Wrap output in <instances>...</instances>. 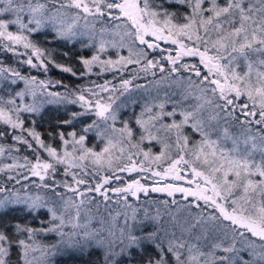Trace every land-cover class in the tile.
I'll return each mask as SVG.
<instances>
[{
	"label": "snow or ice",
	"instance_id": "snow-or-ice-1",
	"mask_svg": "<svg viewBox=\"0 0 264 264\" xmlns=\"http://www.w3.org/2000/svg\"><path fill=\"white\" fill-rule=\"evenodd\" d=\"M165 2L183 5L188 11H170ZM45 29H50L56 40L77 42L87 35L89 43L83 46L96 47L98 43L94 55L79 58L83 71L58 63L52 50L31 39L32 34ZM160 41L176 47L162 49ZM109 46L127 47L128 56L102 59ZM148 49L166 51L167 55L149 58ZM0 51L12 53L19 63L45 75L50 68L84 76L92 73L94 66L102 71H122L128 65H139L145 76H155L154 70L176 75L187 85L183 101H195L190 108L181 109L179 121L174 119L178 105L164 111L161 102L156 106L159 112L146 106L136 124L150 140L159 141L151 132L158 124L157 132L166 135V140L159 141L163 149L152 155L141 147L145 135L136 140L128 122L115 127L116 93L123 96L132 80L121 78L119 86L105 81L68 90L62 81L23 75L0 62V82L24 85L8 99L0 97V124L12 129L13 141L35 154L34 162L24 157L23 165L6 164L0 172L26 168L25 181L36 178L31 185L57 197L50 203L40 194L0 185V215L9 206L19 205L29 215L46 210L50 216L47 222L41 221L45 226L39 229L17 222L14 232L0 230V264H12L13 248L20 250L18 264H37L33 255L37 251L44 258L42 264H51L46 259L50 253L55 255L61 249L84 253L92 248L104 249V264H118V256H131L134 249L143 251L145 244L154 247L155 255H149L143 264H264V0H0ZM184 57H198L199 63H183ZM182 72L188 75L181 76ZM57 87L66 91L52 90ZM65 103L79 104L82 111L73 112L60 124L73 125L87 115L97 119L82 129L83 134L58 131L53 139L58 137L60 151L46 143L34 127H25L22 114ZM145 113L150 114L147 119L142 118ZM165 116L173 117L172 122L162 123ZM186 125L200 134V141L190 144L183 131ZM233 127H239V135L231 131ZM92 130L106 142L99 152L85 144ZM6 135V129L0 131V138ZM114 149L120 154L114 156ZM40 150L48 159H42ZM4 152L0 146V155ZM58 166H63L62 174L70 180L56 179ZM120 173H127L129 179ZM8 179L21 183L12 175ZM22 187L27 189L29 184ZM60 188L72 195L65 196ZM150 192L169 197L180 193L187 201L180 235L166 231L162 238L159 229L138 233L137 225L142 223L137 219L139 209L129 199L139 200L141 194ZM113 197L125 211L115 216L109 213L110 219L101 217L98 226H93L90 206L98 207L100 202L107 206ZM163 204L167 206L168 201ZM121 217L123 223L119 224ZM160 218L159 210L155 215L144 210V219L159 222ZM41 232L55 234L59 240L42 249L34 240ZM257 239L261 243L257 244Z\"/></svg>",
	"mask_w": 264,
	"mask_h": 264
},
{
	"label": "trees",
	"instance_id": "trees-1",
	"mask_svg": "<svg viewBox=\"0 0 264 264\" xmlns=\"http://www.w3.org/2000/svg\"><path fill=\"white\" fill-rule=\"evenodd\" d=\"M158 2H161V0H158ZM164 6L170 11H178L180 13H185L186 11H188V9H186L183 5L169 4L165 2ZM79 23L84 26L85 21L82 19ZM100 27L101 24L97 22L96 29L99 30ZM13 30L15 29L13 28ZM31 39H33L41 47L52 50L55 59L58 63L71 66L78 73L83 71V65L79 62V58H90L96 53V47H98V45H96V47L83 46L84 44L89 43L87 35L80 38V41H82L83 43H81L80 41L65 42L62 40H56L54 39V33H52L50 29L41 30L38 33L32 34ZM96 40L98 41L97 37ZM159 43L161 44V48L165 50L169 48L174 49L176 47L174 45L166 44L164 42ZM147 51L149 52V58L160 59L162 55H167L166 51H152L149 49ZM64 53H67V55H64ZM174 54L175 53L173 52V55ZM127 55V47H108L107 50L103 54H101V58H111L113 60H116V57H126ZM0 62H2L5 67L10 66L12 68H16L23 75H36L38 76V78L41 79L62 81L63 85H66L68 87V90H75L78 87H92L93 83L102 84L105 81H111L112 84L119 86L121 78L132 80V84L129 86V90L125 92L123 96H120L119 93H116V95L119 96V99H117L116 103L113 105V107L117 110L118 114V119L115 122V127L117 129L122 128L124 122H128L129 127L133 129L134 137L136 140H139L141 134L145 135L146 138L142 142L141 147L145 151L150 150V153L152 155H158L163 149V144L159 141L166 140V135L162 130L157 132V128H159L158 124L157 128L151 129V132L152 135H158L159 141L150 140L147 138L148 133L143 132V129H141L140 126L136 124V119L138 117H141V113L145 110L146 106L153 107V112H157L158 107L156 106L161 102L165 103L164 111H171L174 106L178 105L177 115L174 117V119L179 121L182 119V117L179 115L181 109L190 108V106L192 105V100L183 101L185 88L183 87L182 83L176 75L168 76L167 73H160L158 70H154L156 71V73L158 72V80L157 76H152L149 74L145 76L143 73L139 72L140 66L135 64L128 65L127 70L122 71H116L115 69L109 71H102L98 68V66H94L93 71L90 74L84 76H72L71 74L64 73L57 68H50V71L45 75L42 72H38L36 69H31L27 65L19 63L18 58L16 56H14L12 53L4 51H0ZM182 62L198 64L199 59L198 57H184ZM165 67L167 68L169 67V65L165 64ZM180 75L186 77L188 74L182 72ZM134 76H136L137 78L133 79ZM137 85H139V87H137ZM23 87V82H19L16 85H11L9 81L0 82V97L8 99L9 96L14 95L15 91H18ZM175 87H179V94L171 92L172 89ZM52 90L59 92L66 91L64 87H57ZM17 102L20 103L19 100ZM28 102H31L30 98H28ZM79 111H82L79 104H50L45 105V107L39 113H23L22 118L25 119V127H34L36 131L41 133V137L45 140L46 143H49L53 147H57L58 150L62 151L63 149L58 137L53 139V136L58 131L62 130L67 133L69 131L75 130L78 134H83L82 129L88 124H90L93 120L97 119L94 115H87L78 118L76 121L73 122V125L60 124L62 120L69 119L73 112ZM148 115L150 114L145 113L142 118L147 119ZM172 119L173 117L165 116L162 123H171ZM5 129L7 130L9 135L0 138V146H3L5 148L4 154L0 155V167L6 164L23 165L25 163L24 157H27L29 160L33 159L35 154L31 150H29L25 145L18 144L12 140V129L0 124V131H3ZM183 131L184 134L189 136L190 144L196 143L201 140L200 134L198 132H195L190 126L186 125ZM231 131L237 135H239L240 133L239 127H233ZM169 135H171L174 141L175 134L171 133ZM193 136H195V138H193ZM105 143V141H102L100 138H98L95 130H92L87 133V139L85 141V144L87 147L93 148L94 151L99 152L103 147H105ZM9 148L12 149L10 152L8 151ZM125 148L127 151V145H125ZM16 149L19 150L17 151ZM40 151L42 159H48L47 153L43 152V150ZM133 151L135 150L133 149ZM171 151L175 153L176 148L173 146ZM113 153L114 156L120 154L117 149H114ZM58 168L59 171L57 173L56 179L62 181L66 179V177L61 176L60 173V171L63 169V166H58ZM101 174H103V172ZM9 175L15 176L21 181V183L16 184L15 180H9ZM24 175H28L27 169L20 167L13 168L10 171L0 172V185L6 186L8 188L20 189L21 193L27 191L31 194H40L48 198L50 203L52 201L57 200V197L54 196L52 192L42 188H36L35 186L31 185V180L35 178H30L29 181H25L23 179ZM120 175H122L125 180L129 179L127 173H120ZM132 176L136 177L137 174L133 173ZM37 183H39L38 180ZM113 183L116 184L117 182L114 181ZM24 184H29V187L27 189L23 188L22 186ZM58 191L63 192L65 196L72 195V193L67 192L63 188L58 189ZM148 197L155 199V202L149 203V200L151 198L148 200ZM143 198L144 195H142L139 200H136L135 198L129 199V203L132 204L133 207L139 209L137 219L138 221H142V223H139L137 225L138 233H147L159 229L160 235L163 238L165 231L169 229V231L172 232L173 227L171 225L168 226V221H162L163 225L161 226V220H159V222H153L151 220L144 219L145 204H151L150 208H153L155 213L157 210H160L161 207L160 202H158L152 194L147 195V198ZM141 199H143V201ZM97 200L99 201L100 198L97 197ZM114 201L115 197H113V201L108 202L107 206L103 202H100L98 207L95 204L90 206L91 212L89 213V215L95 218L93 220V226H98L96 221L101 217L106 220L110 219L109 213L115 216L117 212L122 213L125 211L121 204H116ZM178 202L182 208L187 203V201L185 202V200H183L182 198L179 199ZM170 203L171 201H168L167 206L162 203L163 211L167 210L171 206L169 205ZM150 208H148L147 210L149 211ZM154 211L149 212L153 215ZM49 219L50 216L47 214L46 210L29 215L27 211L23 210L22 206L11 205L7 210L4 211L3 215H0V230L7 229L10 233L14 232V225L17 222L21 224H26L32 228L39 229L45 226V224H42L41 221L47 222ZM81 222H83V219ZM118 223H123V217L118 220ZM67 230L68 229H66V231ZM21 238L24 237L22 236ZM34 240L36 242V245L43 249L45 246H51L52 244L57 243L59 237L55 234L46 235L41 232L36 234ZM28 242L32 243V241ZM256 242L257 244H259L260 241L257 239ZM143 248V251H140L139 249L132 250L131 256L126 254L118 256L116 258L118 260V264H143V260L146 259L149 255H155V249L152 245L145 244ZM19 251L20 250L18 248L12 249L10 256L12 264H18ZM117 251H119V249H117ZM33 255L37 258V264H42L44 258L41 257V252L37 251L33 253ZM104 255L105 252L102 248L88 249L84 253L61 249L60 251L56 252L55 255H52L50 253L46 259L49 260L51 264H104Z\"/></svg>",
	"mask_w": 264,
	"mask_h": 264
},
{
	"label": "rangeland",
	"instance_id": "rangeland-1",
	"mask_svg": "<svg viewBox=\"0 0 264 264\" xmlns=\"http://www.w3.org/2000/svg\"><path fill=\"white\" fill-rule=\"evenodd\" d=\"M80 28H81V30L83 31L84 30V28H83V25H81L80 24ZM97 39L99 40V36H97ZM105 39H109V40H111L112 39V37L111 36H105ZM148 39H152L151 37H148ZM98 42V41H97ZM160 42H163V41H160ZM97 45H98V43H97ZM109 47H111V46H109ZM149 50H151V49H149ZM128 56V55H127ZM116 59H118V57H116ZM98 68H99V66H98ZM100 69V68H99ZM149 75H151V73H149ZM155 76H157V78H158V80H159V75H158V72L156 73V75ZM194 79H195V77H193ZM178 84H179V82H178ZM182 85H183V87L184 88H186L187 87V85L186 84H184V83H182ZM172 93H177V94H179L178 92H179V87H175V88H173L172 89V91H171ZM159 93H161V92H159ZM193 103H195V101L193 102L192 101V104ZM160 111V109L158 108V110H157V112H159ZM156 112V111H155ZM193 138H195V136H193ZM213 139H215V137H213ZM230 143V142H229ZM256 159H258L259 160V154H257V156H256ZM33 162H34V158L33 159H31ZM63 169L60 171V173H61V176H63ZM36 179V178H35ZM66 179H69L70 180V177H68V178H66ZM169 182H173V181H169ZM175 183H184V182H175ZM114 185H115V183H113ZM184 186H188L187 184H184ZM149 194H152L155 198H156V200L158 201V202H160V213L161 214H163V215H165L164 217H162V218H160V220H161V226L163 225V223H162V221L163 222H165V221H168V226H172L173 227V224H175V225H177L175 228H172V231H175L176 232V234H180V228H179V225H181V224H183L184 223V220H185V218H186V216H187V212L186 211H184L183 210V208L180 206V204H179V202H178V200L179 199H183V197H182V194H180V193H176L175 195H174V197H169V196H167V194L166 193H153V192H151V193H149ZM148 194V195H149ZM143 194H141L140 195V198H141V196H142ZM139 198V199H140ZM144 198H147V196H144ZM143 198V199H144ZM151 197H148L147 199L149 200ZM169 198H171V200H173V199H176V201H177V203L176 204H169V205H171L167 210H164L163 211V208H162V203H163V201H166V200H168ZM143 199H141L142 201H143ZM178 199V200H177ZM170 200V201H171ZM184 200V199H183ZM189 200H191V198H189ZM152 202H155V199H153V198H151L150 200H149V203H152ZM186 202V201H185ZM158 206H159V204H158ZM145 209H148V208H150L151 207V204H145ZM149 211H154V209L153 208H150L149 209ZM153 215H155V211H154V214ZM173 217L175 218L174 220H173ZM146 223H147V221H146ZM163 228V227H162ZM167 232H171V231H169V229H167L166 230ZM165 231V232H166ZM259 243H261V242H259ZM237 247H239V244H237ZM245 255V258L246 259H248L249 257L247 256V254L245 253L244 254Z\"/></svg>",
	"mask_w": 264,
	"mask_h": 264
}]
</instances>
